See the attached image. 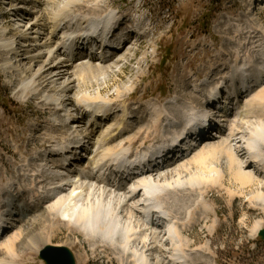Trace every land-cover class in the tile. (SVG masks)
<instances>
[{
	"label": "bare ground",
	"instance_id": "bare-ground-1",
	"mask_svg": "<svg viewBox=\"0 0 264 264\" xmlns=\"http://www.w3.org/2000/svg\"><path fill=\"white\" fill-rule=\"evenodd\" d=\"M84 1L86 0H66L64 1L65 3L63 2L64 4L62 3L63 6L59 4L60 7L58 5L55 8L52 7L53 10L52 8L49 11L42 9L39 14H36L35 21L28 28L24 26L25 30L7 26L0 28V48L5 55H10L5 60L3 67L6 72H16L18 78H15L14 82L20 81L19 93L21 96L31 100L40 98L46 110L50 111L53 109L57 112L64 110L62 108L64 101H69L68 104L76 112V115H73L72 112H67L64 117V123L75 128L71 131L72 138H65L64 136L63 141L57 144L53 143L55 140L48 139V142L52 144L44 150L40 160H29V163L25 165L26 169L21 172L20 178H22L23 185L15 189L7 185L0 187V249L4 253L0 264H15L13 260L17 257L15 244L23 240H26V243H23L22 246L37 245V248L34 249L36 253H39L40 249L47 245L50 234L43 230L37 232L34 228L39 225H45L47 229H50L52 222L58 217H63L67 225L71 226L72 229L82 232L92 242L91 247H95L96 239H99V242H106L108 247H112L121 262L125 264H131L130 262L132 264H202V262L211 264L207 259H202L203 250L199 257H196V253L193 258L189 256L190 246L182 235L184 222L188 219L187 217L190 219L194 212L201 209L203 211L211 209L206 203L204 194L196 190L202 184L201 182L206 184L208 180L211 181L214 178V183L217 181V183L219 182L223 185L224 174L228 173L230 177L228 178L231 179V182H239L242 186L256 184L264 191V158L259 154L262 147L259 150L257 145L258 142L264 141V135L259 131L257 132V128L261 127L262 129L263 124L260 121L246 119L254 111L253 106L257 104L262 106L264 101V44L261 46V41L264 39V29L258 17L260 11L256 14L254 13V10H262L259 7V0H246L248 8L250 10L253 9L248 12L251 25L250 29L242 33L246 41L242 45L240 44L239 47L245 53H256L258 55L257 59L260 61L256 64L253 63L251 56L248 54L242 61H237L238 55L235 54L233 67L232 63L227 64L226 61L223 63V69L230 73L227 76H225L226 74L220 75V73L216 81L207 84V87L211 88V92H213L214 88L218 87L217 84H220L219 82L226 78H228L226 79L227 81L230 80V86H234L232 92L237 97L236 104L240 105L242 102L238 117L235 114H231L232 109H229V97L224 99L221 96V99H218L217 102V106L220 108L218 110L220 115L217 120L222 126H224L223 122L225 121L227 127L225 126L223 132L219 134V139L217 141L204 140L188 154L168 161L160 168L147 169L140 174L128 176L129 188L124 187L122 184L117 186L109 185L107 182L97 179L94 175L92 176V173L94 170L106 175L109 172L107 166H113V164H110L111 158L117 164L123 166V172L128 171V168L125 167L126 164L117 160L115 155L119 153L127 154L132 150V143L126 144L127 146L122 143L125 136L131 139L128 134L135 128L128 123L132 113L124 105L117 109L113 105L114 100L102 98L99 90L94 95L92 94L93 96L87 92H84L85 94H77L76 92L74 94L75 101L67 93L66 99L49 93L52 90H50L51 84L55 82L56 77L63 78V83L61 84L62 92H70L77 87L75 79L72 78L69 71V66H72L74 64L72 62H75L80 57L71 55L69 51H76L77 42L75 39L80 41L81 36L73 38L66 34V32L70 31L67 26L72 20L80 21L74 23L71 28H77L85 23L94 25L95 21L100 20V33H105V30L112 23L116 27L119 26L120 16L111 10H104L101 0H93L90 5L84 3ZM30 2L37 5L39 3L43 4L41 0H30ZM19 8V10L12 9V11L14 10L13 16L17 15L20 21H23L29 13L21 10V7ZM35 28H45L41 37H39L40 35L28 36L29 31L34 34L39 33ZM125 35L120 34L117 36L115 51L129 40L128 36ZM28 40L33 42V44L28 43L26 45L31 47L30 50L22 51H26L24 54H29L27 56L29 64L27 62L22 65V58L20 57L24 54H20L16 46L19 41L26 43ZM101 40L103 41L104 39L101 38ZM105 48L109 49L110 47H99L98 49ZM256 48H258L257 51L255 50ZM107 57L108 55L95 52L90 55L89 63L80 64L78 67L87 66L91 68L94 65L100 67L101 64L98 63H103ZM217 58L219 57L217 56ZM246 66L248 68L240 73L239 71ZM230 68L233 69L230 70ZM219 71L216 72V75H218ZM251 72H253V76H250ZM241 79L242 83L247 82V87L239 92L238 85ZM205 83L202 82L201 84ZM249 86H255V92H252L253 90L250 91L247 94L248 97H244L247 98L244 102L239 100L238 92L247 91ZM226 87L228 88L229 86L226 85ZM257 88L259 89L256 90ZM121 91L116 90V95H120ZM81 92L83 93V91ZM207 100L208 98L205 99V102ZM174 103L175 105H172ZM167 105L169 108H167ZM167 105L145 104L144 110L147 109L148 116L152 120V124L148 128L153 132L151 136L153 137L157 131L162 130L163 132L161 135L160 132L158 133L159 135L157 134L158 136L155 135L152 138L154 141L149 142L147 145L145 140H142V146L134 149L135 153L133 154L135 156L142 151H150L152 153L163 151V147L168 148L173 142L171 140L179 137L183 129L191 127L190 120L194 119V121L199 122V117L206 114L203 107L202 109L199 107L201 104L195 106L193 103L182 104L180 100H174L167 102ZM239 105L236 109L239 108ZM84 113L87 114L88 119L86 122L88 125L86 123L83 124L86 128L85 130L88 131L87 135H94L95 139V142L86 144L84 148L86 150L94 145L101 148L97 151L99 153H97L98 156L96 158H92L93 153L88 156L84 162L85 166L81 162L83 161L82 155L85 152V150H82L79 153L80 161H73L76 167L74 171L70 164L63 169L56 164L61 154L66 153L70 156V153L76 148H83L84 141L79 138V131L76 129L78 126L75 124L80 122ZM113 113L116 116L111 117L110 115ZM94 115H96V118H94ZM117 115L120 118L117 119ZM132 116L135 117V115ZM106 118H109V120L106 122L105 127H101V124L96 121L97 119L105 120ZM92 119L93 121H91ZM176 121H179L180 124L175 125ZM122 122H125V125L122 126ZM246 122H255L256 125L254 123L255 127H253L255 131H252V133L243 131L242 133L240 128L244 127L242 124ZM97 125L99 128H97ZM247 126L249 125L247 124ZM259 128L258 130L261 131ZM97 129H99L98 134L96 133ZM247 129L250 130V128ZM238 134L240 136H237ZM210 135L212 134L210 133ZM237 137L240 139H237ZM72 143H75V146L69 150L68 148L70 147L68 146ZM239 148L240 150H238ZM60 150L63 151L59 152ZM243 150L248 151L249 154L246 161H241L237 156V152ZM54 155L56 156L55 161L53 159ZM219 155L220 158L223 156V159H225L226 170H221L216 168V165H212L213 162L210 158L212 157L211 159H213L214 156ZM187 157L189 158L187 159ZM216 162L218 161L216 160ZM88 164H90L92 169H86ZM172 165L175 169L167 171ZM192 166L196 167L193 168L196 170L195 172L192 169L189 171ZM165 171V174L162 173ZM123 172L121 173L123 174ZM183 172L188 173V175L185 174L187 177H182ZM121 173L114 175L109 172L107 177L113 178L111 183H121ZM25 174H27L26 177ZM179 196H187V199L184 202H177ZM255 196L257 201L264 207V192L259 189ZM30 203H32L31 206H29ZM140 211L147 215L148 220L142 217ZM183 212L185 220L181 218ZM13 216L17 217V219H13L14 221H29L30 227L26 228L25 232L16 228L15 231L7 236L9 230L12 231L17 226V224L11 223ZM261 226V222L256 224L257 231L261 229ZM158 236L164 240L163 245L168 248L167 251L165 250L166 256L150 257L149 252L152 249L160 252L159 246L161 244L157 243L159 242L157 241ZM74 242V240L68 239L66 244L70 245ZM7 257L10 259L8 258V260Z\"/></svg>",
	"mask_w": 264,
	"mask_h": 264
},
{
	"label": "rangeland",
	"instance_id": "rangeland-1",
	"mask_svg": "<svg viewBox=\"0 0 264 264\" xmlns=\"http://www.w3.org/2000/svg\"><path fill=\"white\" fill-rule=\"evenodd\" d=\"M64 1L66 0H41L43 4L37 5L31 3L30 0H0V28L7 26L25 30V27L28 28L35 21L36 14H39L42 9L49 11L50 8H55L57 5L60 7L59 4L61 5ZM86 1L84 3L90 5L93 0ZM258 2L262 10H254V13L260 11L258 17L264 29V0ZM101 5L104 10H111L120 16L116 35L127 34L125 36H128L129 40L109 55L103 63H98L101 64L100 67L94 65L91 68L87 66L79 68L80 64L90 62V58L79 56L81 59H77L72 62L74 63L72 66H69V71L72 78L75 79L77 87L70 92H62L63 78L56 77L55 82L51 84L50 90H52L49 93L63 99L67 98V93L75 101L74 94L76 92L77 94L87 92L93 96L99 90L102 98L114 100L113 105L117 109L124 105L132 113L128 123L135 128L128 134L131 139L125 136L122 143L125 146L132 143V151L142 146V140H145L147 145L154 141L152 138L155 135L159 132L161 135L163 132L160 130L153 137L151 136L153 132L148 128L152 124V120L148 116L147 109L144 110L146 103H155L160 106V104L167 105V102L180 100L182 104L193 103L195 106L201 104L199 107L202 109L206 97L211 92V88L207 87V84L216 81L220 73V75L226 74L225 76L230 73L223 69V63L225 61L227 64L232 63L233 67L235 54L238 55L237 61H242L248 54L239 47L246 41L242 33L250 29L251 25L248 12L253 9L248 8L246 0H101ZM19 7L29 13L23 21H20L17 15L13 16V11L19 10ZM12 9L14 10L12 11ZM36 29L39 32L36 33L37 35L29 31L28 36L40 35L39 37H41L45 28ZM116 35L113 36L115 42L117 41ZM28 43L33 44L30 40L26 43L22 41L17 43L16 47L20 54L26 52L22 50H30L31 47L26 46ZM263 44L264 39L261 41V46ZM257 49L255 50L257 51ZM28 55L19 56L22 58V65L29 61ZM248 55L251 56L253 63L256 64L260 61L257 59L256 53L250 52ZM9 57L10 55H5L0 48V187L7 185L15 189L23 185L20 174L23 169H26L25 165L29 163V160H40L44 150L52 144L48 142L49 140H55L53 143L57 144L63 141L64 136L65 138L73 137L71 131L75 128L65 124L64 117L67 112H72L73 115H76V112L68 104L69 101H64L62 105L64 110L57 112L53 109L46 110L40 98L33 100L23 98L19 93L20 81L14 82V79L18 78L16 72H6L3 67L5 60ZM247 68L248 66L239 72L242 73ZM232 69L230 68V70ZM217 71H219L218 75H216ZM250 75L253 76V72ZM226 79L219 83L224 86ZM202 82L208 83L201 84ZM254 88L255 86H250L247 91L240 93L239 100L244 102L247 99L244 97L250 91L255 92ZM116 90H122L121 94L117 96ZM236 102L235 99L234 101L229 99V106L232 107L231 114L238 117L242 102L240 105ZM262 104V106L259 104L253 106L254 111L246 119L260 121L263 124L262 129H264V101ZM238 105L239 108L236 109ZM167 108H169L168 105ZM111 116L116 115L111 114ZM118 118H120L119 115H117ZM86 122L87 114L84 113L80 122L75 124L78 126L76 129L79 131V138L84 141L85 145L95 142L94 135H87L88 131L83 125ZM97 122L106 121L97 119ZM246 123L242 124L244 127L240 128L242 133L243 131H249V133L255 131L253 128L256 125L255 122L247 123L249 126L251 125L250 127ZM223 124L222 128H225L226 122L224 121ZM123 125L125 122H122ZM105 126V124L101 125V127ZM258 128L257 132L264 135V130L260 127V131ZM96 133H99V129L96 130ZM218 139V137L211 138L213 141ZM237 139L240 138L237 137ZM256 140L258 139L256 138ZM257 145L258 149L262 147L261 150L259 149V154L264 158V141L258 142ZM100 148L95 145L90 146L84 152L85 158L92 155L91 153L94 154L92 158H96ZM36 152L37 154H35ZM237 156L241 161H246L249 154L248 151L243 150L238 151ZM221 157L220 155L214 156L210 160H212L213 166L216 165V168L226 170L225 159L223 156ZM86 160L81 161L83 166H85ZM210 160L209 162H211ZM169 168L167 171L175 169L173 165ZM193 168L196 167L192 166L189 171L192 169L195 172L196 170ZM162 173L165 174L166 171ZM185 174L188 175L187 172H183L182 177H187ZM224 175L223 185L217 181L214 183L213 178L206 184L201 182L202 184L196 189L204 194L206 203L211 209L203 211L200 208L201 210L194 212L190 219L187 217L189 221L187 222L188 219H186L184 228L181 227L183 228L182 235L190 246L188 254L192 258L196 255L199 257L203 250L202 259H207L211 264H264V239L258 235V229H256L258 222H261V228H264V207L255 196L257 190L264 191L256 184L242 186L239 182H231L229 174ZM186 199L187 196H179L177 202H184ZM183 217H185L184 212L181 215V218ZM15 218L17 219L16 216L12 217L11 223L17 224V226L12 231L9 230L7 236L16 228L25 232L26 228L30 227L29 221L18 222L14 221ZM62 218L58 217L52 222V229H47L45 225H39L36 227L37 229L34 228L37 232L43 230L50 234L46 244L66 246L72 252L75 264H125L121 262L112 247H108L106 242H99L100 240L96 239L95 247H91L92 242L82 232L68 226L66 220ZM68 239L75 242L68 245L66 244ZM157 239L159 241L157 243L164 248L160 245V252L152 249L149 252L150 257L166 256L165 252L168 248L163 245L164 240L161 237ZM23 243H26V240L15 244V249H17V257L13 259L15 264H46L34 249L37 248V245H31L30 248L22 246ZM3 254V250L0 249V260ZM130 263L132 264V262Z\"/></svg>",
	"mask_w": 264,
	"mask_h": 264
},
{
	"label": "water",
	"instance_id": "water-1",
	"mask_svg": "<svg viewBox=\"0 0 264 264\" xmlns=\"http://www.w3.org/2000/svg\"><path fill=\"white\" fill-rule=\"evenodd\" d=\"M258 234L264 239V228ZM40 257L46 264H75L72 252L62 245H46L40 252Z\"/></svg>",
	"mask_w": 264,
	"mask_h": 264
}]
</instances>
